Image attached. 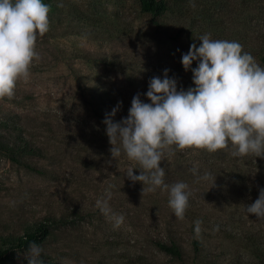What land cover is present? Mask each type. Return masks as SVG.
I'll list each match as a JSON object with an SVG mask.
<instances>
[{
    "label": "rangeland",
    "instance_id": "374dc122",
    "mask_svg": "<svg viewBox=\"0 0 264 264\" xmlns=\"http://www.w3.org/2000/svg\"><path fill=\"white\" fill-rule=\"evenodd\" d=\"M56 2L57 10L48 14L49 31L37 37L40 58L30 79L17 83L11 99H0V121L22 125L24 135L45 152L27 157L39 173L0 153V235L19 233L45 217H69L70 223L40 246L59 264H130L125 258L136 264H264V219L246 212L264 189V158L234 157L231 145L215 153H166L165 183L170 189L184 182L190 192L180 220L169 207V190L143 192L141 182L127 177L129 167L134 175L142 169L123 152L112 158L103 123L118 103L113 122L126 118L137 94L151 103L145 95L149 81L163 78L165 69L178 90L194 88L192 71H185L181 59L193 43L200 46L204 34L264 48V0L172 2L165 20L178 21L181 11L188 18V33L177 40L160 32L136 0ZM100 24L113 32L100 31ZM205 173L211 178L202 179ZM97 200H107L108 216ZM111 214L124 217L120 227H114ZM166 233L185 248L184 262L155 248L153 240ZM193 239L200 242L197 254ZM27 253L18 252L14 264H27Z\"/></svg>",
    "mask_w": 264,
    "mask_h": 264
},
{
    "label": "clouds",
    "instance_id": "9594fccd",
    "mask_svg": "<svg viewBox=\"0 0 264 264\" xmlns=\"http://www.w3.org/2000/svg\"><path fill=\"white\" fill-rule=\"evenodd\" d=\"M49 11V5L42 0H0V99H11L17 83L30 79L33 62L40 58L37 37L49 31ZM199 40L200 46L193 43L181 59L185 71H192L194 88L178 90L177 80L170 78L165 69L163 78L149 81L145 95L151 103H144L137 94L126 118L113 122L118 103L103 121L112 158L118 160L123 152L140 166L139 175L133 174V167L128 168L126 175L133 183L141 182L143 192L169 190V207L180 220L189 207L190 192L184 182H177L170 189L165 183L161 162L166 153H215L228 150L231 145L234 157L264 158V68L251 54L243 52L238 42L213 40L210 34ZM194 61L198 62L196 68H192ZM191 171L195 175L197 169ZM210 178V173L202 177ZM106 195L111 198L110 192ZM96 205L106 216L111 213L107 200H97ZM246 212L264 219V189H260L259 198L246 207ZM111 218L114 227L124 221L122 215L111 214ZM201 223L195 222L197 235ZM42 252L35 242L29 244L25 256L28 264H43Z\"/></svg>",
    "mask_w": 264,
    "mask_h": 264
},
{
    "label": "trees",
    "instance_id": "16d2710c",
    "mask_svg": "<svg viewBox=\"0 0 264 264\" xmlns=\"http://www.w3.org/2000/svg\"><path fill=\"white\" fill-rule=\"evenodd\" d=\"M136 1L140 10L150 17L152 23L158 27L160 32L167 38L177 40L183 38L188 33L186 30L188 18L185 15V11H181L183 15H181L176 22L165 20V17L171 10L172 2L176 4V2L181 3L188 0ZM42 2L49 5V13L57 10L56 0H42ZM188 17L190 16L188 15ZM98 26L100 31H104L105 33L113 32L112 28L109 26L107 27L105 24H100ZM242 48L243 52L251 54L255 60L264 65V48L257 46H243ZM24 134V127L17 122L12 120L0 121V153L12 162L39 173L41 170L32 165L27 157H43L45 152ZM70 219L69 217H45L43 220L25 224L19 233L0 235V264H14L15 256L18 252L28 251L29 244L33 242L39 246L45 244L53 236L55 229L69 224ZM153 244L157 250L169 255L173 259L180 262L185 261V248L182 246L181 242L170 233H166L163 237L153 240ZM199 245L200 242L198 240H192V247L195 254L199 253ZM41 258L43 264H59L54 257L48 254L42 253ZM125 259L130 264H136L138 262L136 259Z\"/></svg>",
    "mask_w": 264,
    "mask_h": 264
}]
</instances>
